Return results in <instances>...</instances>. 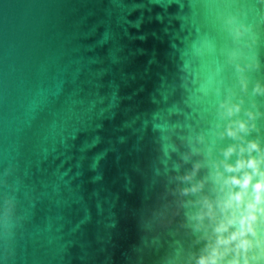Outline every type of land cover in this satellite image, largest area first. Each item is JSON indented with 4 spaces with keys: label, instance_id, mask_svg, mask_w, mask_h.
<instances>
[{
    "label": "water",
    "instance_id": "95a60500",
    "mask_svg": "<svg viewBox=\"0 0 264 264\" xmlns=\"http://www.w3.org/2000/svg\"><path fill=\"white\" fill-rule=\"evenodd\" d=\"M250 157L264 0H0V264H198L247 215L251 185L218 202ZM254 215L217 264H264Z\"/></svg>",
    "mask_w": 264,
    "mask_h": 264
},
{
    "label": "clouds",
    "instance_id": "9594fccd",
    "mask_svg": "<svg viewBox=\"0 0 264 264\" xmlns=\"http://www.w3.org/2000/svg\"><path fill=\"white\" fill-rule=\"evenodd\" d=\"M229 115L231 114V109L228 110ZM226 134L231 137H235L237 135V131H246V127L242 122H237V128L234 129L232 127L226 128ZM257 148L255 143L250 142L248 145V150H254ZM235 151L234 147H229L224 151L225 157H228ZM245 151L244 148L240 149V152L243 153ZM223 163V162H222ZM226 172H237L244 168L252 169V172H244L242 176L237 177L235 175L225 177L223 179V184L221 191H223L224 187H228V195L227 199L218 202V206H222L223 209H230L233 206L239 207L242 202L243 195L245 194L248 187L251 185L252 191L254 193V198L251 202L246 205L247 215H242L239 218V229L233 231L227 237L222 235H218L215 241V245L212 246L211 251L208 256H201L198 260V264H217V260L219 257L223 255L220 252L219 248L221 245L225 246V252L228 250L226 247L229 244H232L235 241L236 249H246L249 245V242L246 239H243L247 232H251V222L255 220L254 213L256 211L264 212V209H258L257 205L261 202H264V172L258 171V161L254 158H249L247 160L238 159L235 165L223 164ZM258 174L261 178L255 183L251 184L252 176ZM222 174L217 172V177H220ZM187 178V177H186ZM232 187H238L239 191H232ZM195 190V189H193ZM207 204V202H206ZM209 208V215L211 214V205L207 204ZM234 223L233 219H228L226 223L219 224L215 231L217 233H223L227 231L228 226ZM230 264H237L235 260L231 261Z\"/></svg>",
    "mask_w": 264,
    "mask_h": 264
}]
</instances>
